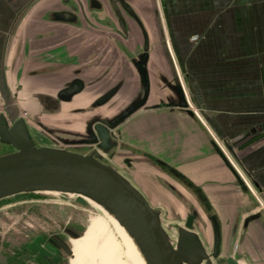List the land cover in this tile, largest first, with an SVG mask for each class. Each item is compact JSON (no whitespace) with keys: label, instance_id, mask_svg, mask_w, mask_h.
<instances>
[{"label":"water","instance_id":"obj_1","mask_svg":"<svg viewBox=\"0 0 264 264\" xmlns=\"http://www.w3.org/2000/svg\"><path fill=\"white\" fill-rule=\"evenodd\" d=\"M253 189L192 109L157 0H0V202L88 199L150 264H264Z\"/></svg>","mask_w":264,"mask_h":264},{"label":"crops","instance_id":"obj_2","mask_svg":"<svg viewBox=\"0 0 264 264\" xmlns=\"http://www.w3.org/2000/svg\"><path fill=\"white\" fill-rule=\"evenodd\" d=\"M159 4L192 109L264 207V0Z\"/></svg>","mask_w":264,"mask_h":264},{"label":"rangeland","instance_id":"obj_3","mask_svg":"<svg viewBox=\"0 0 264 264\" xmlns=\"http://www.w3.org/2000/svg\"><path fill=\"white\" fill-rule=\"evenodd\" d=\"M157 2L162 14L159 0ZM181 77L186 86L182 74ZM225 151L229 154L226 147ZM85 202L74 195L51 193L15 196L0 202V229L4 225H21L28 240L35 234L58 233L72 227L88 229L84 239L96 251L104 253L109 264H135L130 262L128 250L108 218L88 201Z\"/></svg>","mask_w":264,"mask_h":264},{"label":"flooded vegetation","instance_id":"obj_4","mask_svg":"<svg viewBox=\"0 0 264 264\" xmlns=\"http://www.w3.org/2000/svg\"><path fill=\"white\" fill-rule=\"evenodd\" d=\"M5 227L7 228L4 229ZM22 227L21 225H4L3 229H0V264H49L48 257L39 256L36 251L28 250V244L32 242L37 235L43 237V240L38 242L40 249L48 255L51 254L55 257L57 260L56 264H98L99 262L102 264H109L107 256L104 253L96 251L91 244L84 239L89 233L88 229L81 230L72 227L58 233L47 235L43 233L35 234L28 240V236L25 231H23ZM112 228L115 233L119 235L113 225ZM65 231L71 232L65 234ZM53 235L57 237L61 235L62 237L58 241L52 239ZM120 238L122 237L120 236ZM59 242L68 246V253L61 249ZM123 243L128 250L130 262L138 264L131 249L124 240ZM48 247L52 248L55 253L49 251ZM90 254L95 255L97 262L92 260Z\"/></svg>","mask_w":264,"mask_h":264},{"label":"bare ground","instance_id":"obj_5","mask_svg":"<svg viewBox=\"0 0 264 264\" xmlns=\"http://www.w3.org/2000/svg\"><path fill=\"white\" fill-rule=\"evenodd\" d=\"M51 194H59V193H51ZM75 196V195H74ZM77 197V196H76ZM81 199V198H80ZM84 202L85 200L88 201L90 204H92L97 210H99L101 213H103L108 220L111 222V224L115 227L116 231L119 233V235L123 238V240L126 242V244L129 246V248L131 249L133 255L135 256L138 264H150L149 261L147 260V258L145 259V256L142 255L138 248L135 246V243L133 241L132 238L129 237V235L127 234V232L125 231V229L123 227H121L117 221H115L111 216H109L103 208H101L100 206L96 205L95 203H93L92 201L88 200V199H82ZM86 203V202H85ZM87 204V203H86ZM88 205V204H87ZM101 232V231H100ZM104 234V233H103ZM107 235V233H106ZM103 237V236H102ZM95 247V246H94ZM90 256L92 257V260L94 262H97V258L95 257V255L90 254ZM98 264H102L101 262H99Z\"/></svg>","mask_w":264,"mask_h":264}]
</instances>
